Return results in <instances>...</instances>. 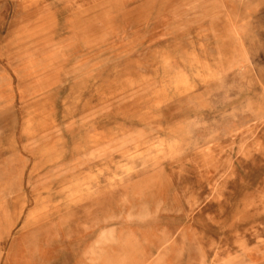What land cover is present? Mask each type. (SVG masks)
I'll return each mask as SVG.
<instances>
[{
  "label": "rangeland",
  "instance_id": "obj_1",
  "mask_svg": "<svg viewBox=\"0 0 264 264\" xmlns=\"http://www.w3.org/2000/svg\"><path fill=\"white\" fill-rule=\"evenodd\" d=\"M0 145V264H58L44 185L85 160L179 206L92 264H264V0H0Z\"/></svg>",
  "mask_w": 264,
  "mask_h": 264
},
{
  "label": "crops",
  "instance_id": "obj_2",
  "mask_svg": "<svg viewBox=\"0 0 264 264\" xmlns=\"http://www.w3.org/2000/svg\"><path fill=\"white\" fill-rule=\"evenodd\" d=\"M9 106V102L4 103L5 109ZM20 160L17 174L23 177L26 162L23 157ZM11 162V145L9 149L0 145V170H4V176L0 177H4V182L11 181ZM96 162L85 160L83 166L75 162L44 185L51 183L58 187L54 186L51 193L52 220L37 227L36 243L38 248H54L58 264H92L94 244L102 248L112 240L123 238V233L142 230L141 226L151 221L156 224L160 208L179 211L178 205L158 198V190L162 188L157 187L154 175L132 176L116 187H105L95 194L90 190L78 192L77 183L88 178L87 171ZM66 183L70 186L62 191Z\"/></svg>",
  "mask_w": 264,
  "mask_h": 264
}]
</instances>
